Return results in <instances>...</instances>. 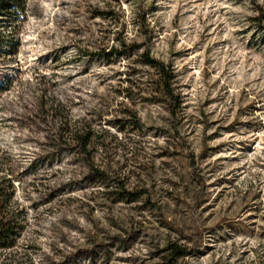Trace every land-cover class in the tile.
Here are the masks:
<instances>
[{"label":"rangeland","instance_id":"374dc122","mask_svg":"<svg viewBox=\"0 0 264 264\" xmlns=\"http://www.w3.org/2000/svg\"><path fill=\"white\" fill-rule=\"evenodd\" d=\"M263 17L264 0H28L19 28L5 18L15 51L0 47V175L25 214L5 263L163 264L177 243L190 250L180 264H264ZM117 30L171 67L175 115L151 93L143 47L78 53L115 45ZM41 90L95 132L108 184L50 146L31 116ZM125 107L139 130L123 124ZM115 179L145 198L114 201Z\"/></svg>","mask_w":264,"mask_h":264},{"label":"trees","instance_id":"16d2710c","mask_svg":"<svg viewBox=\"0 0 264 264\" xmlns=\"http://www.w3.org/2000/svg\"><path fill=\"white\" fill-rule=\"evenodd\" d=\"M28 0H0V47L3 43L12 48L11 40H7L4 36L3 20L5 18L15 19V28H19L26 18V4ZM109 14V15H108ZM116 14L115 11L106 13V16ZM264 19V17H263ZM112 23L119 24V18H112ZM258 24H262V20L258 19ZM145 19L140 22L141 31L144 30ZM114 39L115 45H105L101 43L97 46L87 45L86 49L78 50V53L84 57H98L110 58L119 57L124 52H133L143 47L142 44L132 43L125 36L122 31H115ZM144 32V31H143ZM6 41V42H4ZM14 53V52H13ZM140 64L150 68L156 77L152 81L151 93L154 92L157 96V102H165L173 116L176 114V107L179 106V97L175 93V75L170 66L165 65L160 60L154 59L149 54L148 50L143 47L140 53ZM40 85V84H39ZM10 82L7 81L5 85L0 86V92L7 90ZM44 90L40 91L39 98L32 109V117L43 118L45 126L47 127V139L50 146L56 150L57 153L68 151L73 154L77 160H81L88 172L96 179L95 183L108 184L111 176L103 171L94 163L93 146L96 141L95 132L91 129L87 122L81 120H74L64 105L58 100L51 97L48 100ZM123 124L129 125L133 130L141 128V121L135 110L125 107L122 111ZM5 169L0 166V174ZM116 185V190L113 194L114 201H125L128 203L138 202L145 198L146 191H130L127 189L125 183L120 180H113ZM15 179L11 175H0V256L4 259L0 260V264H6L5 259L11 257L17 248L18 240L25 226V214L18 205L15 198ZM163 264H180L179 260L185 258L190 254L188 248L183 247L177 243H168L163 248Z\"/></svg>","mask_w":264,"mask_h":264}]
</instances>
